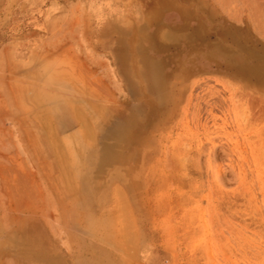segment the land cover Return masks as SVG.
<instances>
[{
    "label": "rangeland",
    "instance_id": "rangeland-1",
    "mask_svg": "<svg viewBox=\"0 0 264 264\" xmlns=\"http://www.w3.org/2000/svg\"><path fill=\"white\" fill-rule=\"evenodd\" d=\"M0 264H264V0H0Z\"/></svg>",
    "mask_w": 264,
    "mask_h": 264
},
{
    "label": "bare ground",
    "instance_id": "bare-ground-1",
    "mask_svg": "<svg viewBox=\"0 0 264 264\" xmlns=\"http://www.w3.org/2000/svg\"><path fill=\"white\" fill-rule=\"evenodd\" d=\"M253 102H254V101H253ZM81 113H82V112H81ZM82 114H83V113H82ZM82 114H81V118H82ZM83 117H86V116H84V114H83ZM82 122H83V121H82ZM82 124H83V123H82ZM89 125H90V122H89ZM65 126H66V125H65ZM83 127H84V126H83ZM87 128H88V125H87ZM89 128H90V127H89ZM85 129H86V128H85ZM83 133H84V132H83ZM87 133H88V132H87ZM92 133L94 134V131H93V132L90 131V134L88 133L89 138H90L89 140H91V139H92L91 137L94 136V135H93V136L90 137V135H91ZM82 135H83V134H82ZM88 135H87V136H88ZM83 137H85V136H83ZM86 138H88V137H86ZM86 138H84V139H86ZM130 159H131V158H130ZM62 162H63V161H62ZM63 164H64V163H63ZM64 165H65V164H64ZM60 167H61V166H60ZM119 190H120V189H119ZM113 192H114V191H113ZM116 192H117V191H116ZM118 192H119V191H118ZM122 192H124V191L122 190ZM128 208L130 209V207H128ZM129 211H130V210H129ZM130 212H131V211H130ZM108 216H109V215H108ZM104 218H105V217H104ZM130 219H131V218H130ZM103 221H104V220H103ZM104 222H105V221H104ZM104 222H103V223H104ZM104 224H105V223H104ZM132 224H133V223H132Z\"/></svg>",
    "mask_w": 264,
    "mask_h": 264
}]
</instances>
